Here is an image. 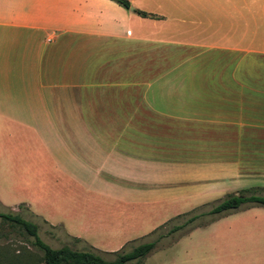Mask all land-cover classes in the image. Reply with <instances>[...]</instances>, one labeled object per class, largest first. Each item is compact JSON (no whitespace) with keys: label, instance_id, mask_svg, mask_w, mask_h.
Wrapping results in <instances>:
<instances>
[{"label":"crops","instance_id":"0c3cea01","mask_svg":"<svg viewBox=\"0 0 264 264\" xmlns=\"http://www.w3.org/2000/svg\"><path fill=\"white\" fill-rule=\"evenodd\" d=\"M128 2L156 18L112 0H0V212L101 254L264 187L240 170H264V0ZM207 230L215 264H264V206Z\"/></svg>","mask_w":264,"mask_h":264},{"label":"rangeland","instance_id":"374dc122","mask_svg":"<svg viewBox=\"0 0 264 264\" xmlns=\"http://www.w3.org/2000/svg\"><path fill=\"white\" fill-rule=\"evenodd\" d=\"M253 135H255L254 137H256V135L258 134ZM263 135L259 137H263ZM236 151H240V155L237 156V159L239 161H242L244 159H248L246 153L253 150L246 151L233 149L230 152V150L224 149L221 155L222 159L225 160L234 158ZM257 151L264 152V150ZM256 158L263 159L264 156L263 154H254L253 159ZM240 170L247 171L249 174H251L250 180L253 181L261 180L258 177V174L264 172V170L262 169L259 170V173H256L254 172L257 171L256 169H252L251 167L246 166H241ZM222 194H224V192ZM212 199L214 198L206 200V203L204 202V204H201L199 206L192 205L189 207V209L195 210L197 208L195 211H193V213L207 211L211 207V205L215 203V200ZM3 212L17 214L21 218L35 223L37 225L38 237L51 248H58L61 245H68L74 249L86 250L90 247L87 244H84V242L73 241L68 236H66L58 227L45 225L44 222L39 219V217L33 216L24 209H20L18 211L3 210ZM193 213L190 212L182 214L180 216L177 214L169 218L164 223H162V225H160V228L156 230L155 233L153 232L152 235H146L143 238L140 237L141 240L136 239L133 244L129 243L126 246H123V251H127L132 247L148 240L152 241L158 234H164L157 240L155 249L146 258H144L143 264H215L216 253L213 240L211 241L210 237H207V232L209 231L207 230L208 224L205 226H196L188 229L192 226V223H188L181 230H176L175 232L166 235V231L171 225L182 222L185 218L192 215ZM130 220L132 219H128V221ZM199 220L200 219H197L195 220V222ZM3 227L4 234H0V261L3 262L4 260H19V263L17 264H30V257L35 261L36 256L39 254V251L30 244L32 237L27 235L25 232L19 231L15 226L9 228L3 225ZM0 232L3 231L0 230ZM101 255L105 259L112 258V255L107 253H103ZM127 264H136V262L135 260H131Z\"/></svg>","mask_w":264,"mask_h":264},{"label":"trees","instance_id":"16d2710c","mask_svg":"<svg viewBox=\"0 0 264 264\" xmlns=\"http://www.w3.org/2000/svg\"><path fill=\"white\" fill-rule=\"evenodd\" d=\"M112 1L125 9H128V7L131 6L128 0ZM132 12L141 17L156 18L155 15L136 8H133ZM253 205L264 206V187H248L239 189L235 192L224 193L207 211L193 213V211L197 209L196 208L195 210L191 209L188 212L178 214L180 216L190 212L193 213L182 222L171 225L166 231V235H169L176 230H181L188 223H192V226L188 229L196 226H205L221 216ZM197 219L200 220L195 222ZM3 225L9 228L15 226L19 231L25 232L27 235L32 237L30 244L39 251V254L36 256L35 261L32 260L31 257L29 258L30 264H127L131 260H135L136 264H141L142 260L154 250L157 240L164 235L158 234L154 240L140 243L127 251H123L122 247L119 250L109 252L108 254L112 255V258L105 259L99 251L92 247H89L86 250L74 249L68 245L51 248L38 237L37 225L31 221L21 218L17 214L0 212V230L3 231L0 232V234H4ZM159 228L160 225L156 229L152 230V233H155V231ZM72 240L77 241L78 239L72 238ZM17 263H19V260L0 261V264Z\"/></svg>","mask_w":264,"mask_h":264},{"label":"water","instance_id":"95a60500","mask_svg":"<svg viewBox=\"0 0 264 264\" xmlns=\"http://www.w3.org/2000/svg\"><path fill=\"white\" fill-rule=\"evenodd\" d=\"M128 9L132 11L133 8L131 6H129Z\"/></svg>","mask_w":264,"mask_h":264}]
</instances>
